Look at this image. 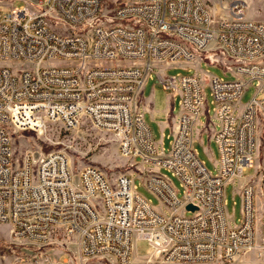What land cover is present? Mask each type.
<instances>
[{
	"label": "built area",
	"instance_id": "1",
	"mask_svg": "<svg viewBox=\"0 0 264 264\" xmlns=\"http://www.w3.org/2000/svg\"><path fill=\"white\" fill-rule=\"evenodd\" d=\"M24 1L0 8V224L9 226L11 242L41 249L74 239L70 264H130L139 240L169 262L239 264L247 254L260 262L264 177L254 174L240 186L238 226L228 225L224 189L254 169L264 149V22L245 19L241 0L222 5L218 20L207 0ZM209 51L220 53V65L235 75L208 78L215 174L194 148L204 82L197 70L166 74L182 64L195 69ZM152 73L180 107L167 153L159 151L140 107ZM251 83L255 93L240 106ZM81 118L116 137L119 155L146 175L159 208L133 190L131 173L111 180L92 165L74 172L60 152L14 157V133L45 122L70 129ZM161 169L180 181L181 198Z\"/></svg>",
	"mask_w": 264,
	"mask_h": 264
},
{
	"label": "rangeland",
	"instance_id": "2",
	"mask_svg": "<svg viewBox=\"0 0 264 264\" xmlns=\"http://www.w3.org/2000/svg\"><path fill=\"white\" fill-rule=\"evenodd\" d=\"M32 1V0H31ZM245 3L244 18L255 21L264 22V0H241ZM231 0H207V4L212 9L213 18L218 20L220 17L225 16L222 10V5H229ZM25 5L24 0H0V8L8 9L12 6L18 8ZM258 13V14H254ZM200 63H197L195 69H192L184 64L181 66H173L166 71L167 75H192L196 72L199 73L202 81L204 82V98H205V113L200 117L199 122L206 124L213 120L214 107L211 103L210 87L208 85V78L213 76L222 78L226 81H233L235 75L232 70L220 65L223 58L218 52H206L202 54ZM142 92L146 95L149 92H163L160 85L156 82L155 74H151V78H147ZM255 93V84L251 83L247 89L244 90L240 98V106L247 104ZM178 99V98H177ZM177 111L180 110L179 104L175 102ZM162 107L159 100L155 102L154 110L158 111ZM160 116L158 114L151 115L147 113L145 121L152 126L153 138L156 143H159L158 149H162L167 153L170 149L171 130L164 131V136L161 137L158 122ZM202 128V125L197 127ZM194 148L198 151L200 160L204 163L205 168L211 173L215 174V162L218 159V151L215 143L209 144L208 133L202 134L200 139L193 135ZM209 147L211 155L205 153L204 149ZM12 149L15 158L21 160L25 153L32 154H47L52 152L63 153L74 172L79 171L84 166L92 165L99 168L109 179H114L120 174H130L133 179V190L139 195L143 196L149 203L159 208V200L152 192H150L144 185V178L146 175L138 176L136 167L132 166L129 159L119 155L116 137L106 131L94 129L89 121L81 118L78 123L70 129H65L60 122H45L35 130H25L16 132L12 136ZM263 147L261 146L256 166L254 169L247 170L243 175L242 180H237L233 183L226 185L224 189L225 199V214L227 222L230 227L240 225L241 220V200L238 195V190L249 178L254 174L260 177L263 175ZM136 164H140L139 160H134ZM259 165V169L257 167ZM144 169H154V166L144 165ZM160 173L168 177L175 189L179 198L183 195V188L180 181L167 169H161ZM263 173V174H262ZM261 187H264V178ZM191 214L186 213V216ZM60 246L52 248H33L30 244L24 246H16L11 242L9 236V226L0 224V264H10L16 260V257L24 258L23 264H45L43 260L49 259L50 264H66V262L76 263V247L74 239L60 238ZM31 260V261H30ZM264 264V256L260 262L256 261L252 254H247L239 264ZM130 264H212L207 262H169L162 260L152 254L151 248L145 241H136L133 245V254L131 256Z\"/></svg>",
	"mask_w": 264,
	"mask_h": 264
},
{
	"label": "crops",
	"instance_id": "3",
	"mask_svg": "<svg viewBox=\"0 0 264 264\" xmlns=\"http://www.w3.org/2000/svg\"><path fill=\"white\" fill-rule=\"evenodd\" d=\"M244 5H245V3H244ZM246 8H244V9H246ZM243 13H244V11H243ZM254 14H258V13H254ZM225 63L227 64V62H225ZM162 91L163 92H149L148 95H146L145 92H141V96H140V107H141V110L143 112L144 120H145V116L147 113H150L151 115L158 114L160 116V120L157 124L160 128L161 137L164 136V131L167 129L171 130V133H172L173 127L176 124L177 116H178L179 111H180V110L177 111L176 105H175V102L178 105V99H177L178 97L176 95H171V94L165 92L164 90H162ZM158 100H159V103L162 104V107H160L161 108L160 110L155 111L154 105H155V102H157ZM204 113H205V110H204ZM147 125H148L150 132H151V135L153 137L152 126L150 124H147ZM199 125H202V128L196 129V131H195L196 138L200 139L202 134L208 133L209 144L214 143L212 140V134L217 129L216 123L213 124L211 122H207L206 124H201L199 122ZM153 140H154V138H153ZM169 140H170V138H169ZM154 142L156 145H159V143H156L155 140H154ZM204 151L206 154L211 155L209 147H206L204 149ZM197 153H198V151H197ZM198 157H199V154H198Z\"/></svg>",
	"mask_w": 264,
	"mask_h": 264
},
{
	"label": "water",
	"instance_id": "4",
	"mask_svg": "<svg viewBox=\"0 0 264 264\" xmlns=\"http://www.w3.org/2000/svg\"><path fill=\"white\" fill-rule=\"evenodd\" d=\"M187 209H189V210H195V207H193L192 205H188L187 206Z\"/></svg>",
	"mask_w": 264,
	"mask_h": 264
}]
</instances>
